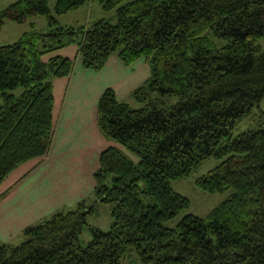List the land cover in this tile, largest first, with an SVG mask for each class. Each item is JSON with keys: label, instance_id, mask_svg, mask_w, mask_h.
<instances>
[{"label": "trees", "instance_id": "obj_1", "mask_svg": "<svg viewBox=\"0 0 264 264\" xmlns=\"http://www.w3.org/2000/svg\"><path fill=\"white\" fill-rule=\"evenodd\" d=\"M90 1L55 0L52 10L51 0H16L0 9V30L39 15L49 25L41 33L31 22L0 45V185L50 149L53 79L74 67L58 50L77 44L92 70L112 55L126 65L143 57L151 76L132 92L142 105L103 91L98 125L113 144L100 154L94 195L25 227L20 244L1 243L0 264H120L132 249L140 264H264V0H96L116 10L115 23H60ZM246 118L250 126L236 133ZM209 158L219 162L196 185L227 197L205 217L188 213L170 225L190 205L172 182ZM98 203L110 205V229L91 227L83 246Z\"/></svg>", "mask_w": 264, "mask_h": 264}, {"label": "crops", "instance_id": "obj_2", "mask_svg": "<svg viewBox=\"0 0 264 264\" xmlns=\"http://www.w3.org/2000/svg\"><path fill=\"white\" fill-rule=\"evenodd\" d=\"M57 53L72 58L74 67L68 76L53 79L54 131L49 151L20 165L0 185L4 243L25 227L92 196L100 154L113 144L98 125L100 96L112 87L120 99L150 77L143 57L126 65L112 55L102 69L92 70L82 65L78 46L70 45Z\"/></svg>", "mask_w": 264, "mask_h": 264}, {"label": "rangeland", "instance_id": "obj_3", "mask_svg": "<svg viewBox=\"0 0 264 264\" xmlns=\"http://www.w3.org/2000/svg\"><path fill=\"white\" fill-rule=\"evenodd\" d=\"M13 1L16 0H0V9L6 7L8 4H10ZM54 3L55 0H51L50 7L52 10L54 8ZM57 18L59 19L62 25H68V26H81V25L89 26L101 18L110 19L113 23H115L117 19L116 10L104 11L100 6V4L98 3V1L96 0H91L88 4H86L82 8H79L74 11H70L67 14L57 16ZM31 22L34 23L35 30L41 33H46L49 31L47 18L44 15L35 16L24 23H17L11 20H6L0 30V45L13 43L17 41L18 38L24 32L32 30ZM257 42L264 49V37L257 38ZM71 45H75V47L77 46V44H71ZM145 73L147 74L149 73L151 76L150 65L149 68L146 69ZM132 92L128 94L123 93L120 100L129 103L132 108H139L142 105V102L138 101L137 98L132 95ZM169 100L170 102H173L175 99L174 97H171ZM0 103H1V99H0ZM261 107L264 108V101L261 103ZM250 123L251 120L249 118L244 119L236 128V133L245 130L247 127L250 126ZM218 162L219 161L216 160L215 158L206 159L199 167L194 169L190 175L182 179L174 180L172 182L173 188L190 200V205L184 211H182L177 216L176 219L172 220L170 222V225L176 224L182 216L188 213L205 217L214 207L220 204L227 197L228 192L209 193L202 190L196 185V179L199 176L205 174L215 165H217ZM93 195L94 192L92 196ZM89 198H90L89 195L85 197L86 200ZM76 206L77 204L75 205V207ZM111 221H112V217L110 213V205L107 203H98L95 207L94 212L88 215V225L84 227L82 233L80 234L81 244L83 246H86L91 240L92 237L91 227H96V228H100L101 230L107 231L110 229ZM12 236H13L12 238L14 239L8 241L7 242L8 244L18 245L25 240V237L22 234V232H20L18 235L15 234ZM1 238L2 237L0 234V244L4 243L3 241H1ZM120 264H140V259L136 251L132 249L128 251V253L124 256Z\"/></svg>", "mask_w": 264, "mask_h": 264}]
</instances>
